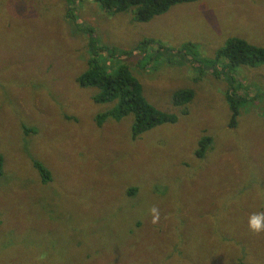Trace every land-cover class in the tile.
Wrapping results in <instances>:
<instances>
[{
    "label": "rangeland",
    "instance_id": "obj_1",
    "mask_svg": "<svg viewBox=\"0 0 264 264\" xmlns=\"http://www.w3.org/2000/svg\"><path fill=\"white\" fill-rule=\"evenodd\" d=\"M74 2L0 0V264H264V233L248 229L264 212V64L229 69L215 59L231 37L264 47V0L176 3L145 22ZM85 29L127 52L119 63L174 123L134 139L131 115L97 123L111 104L77 84ZM185 43L198 53L184 64L158 47ZM229 87L247 100L234 118ZM185 89L189 102L175 106L173 93ZM47 102L63 122L41 117ZM203 137L210 144L198 156ZM34 161L48 169L46 183Z\"/></svg>",
    "mask_w": 264,
    "mask_h": 264
},
{
    "label": "trees",
    "instance_id": "obj_2",
    "mask_svg": "<svg viewBox=\"0 0 264 264\" xmlns=\"http://www.w3.org/2000/svg\"><path fill=\"white\" fill-rule=\"evenodd\" d=\"M68 4H73L75 7V0H67ZM101 7L109 13H116L121 11H131L137 21H149L156 15L163 14L169 10L176 3L193 2L195 0H97ZM73 9L68 8L67 14L73 16ZM45 27V26H44ZM82 34H87L88 60L87 68L76 76L77 84L81 87H91L95 90L90 98L96 104H111L109 108L104 111H97L96 120L98 124L103 121L113 118L121 119L127 115L132 116L131 137L134 139L140 133L148 129L165 123H174L176 116L174 114L166 113L154 107L143 95L142 85L137 77L132 73L127 64L119 63L118 56L127 53L125 50L117 46H110L106 43L99 45L98 38L91 36L93 31L88 29L79 30ZM152 41V40H151ZM144 46V45H143ZM166 51V59L171 60L177 58L178 63L184 64L185 55L193 56L197 52V45L194 43H185L178 50L175 48L165 47L160 44ZM159 49V48H158ZM144 51V50H143ZM145 53V52H144ZM150 58H160V53L156 50L151 53L147 50L146 56ZM220 57L227 59L229 69L239 65L255 66L264 64V47L256 46L248 41L239 38L231 37L227 39L225 45L221 47L215 56L218 60ZM229 85H232L234 78L231 76L227 78ZM30 86V84H29ZM28 86V88H29ZM236 88H228L225 94L226 101L232 112V118L237 114L239 106L247 101L245 97L236 92ZM192 91L189 89L176 90L173 93V104L175 106L184 105L189 102ZM46 101V100H45ZM52 103V102H51ZM47 110L45 114L42 112L41 117L47 121L48 117H52L54 124L62 121V116L55 117L53 114L52 104L47 102ZM185 112V111H184ZM61 115V114H60ZM233 123V122H232ZM24 133L29 130L32 133H39L38 127L35 125L27 128L24 123ZM41 130V129H40ZM199 147L196 155H200L210 144V138L203 137L198 142ZM36 147V144H34ZM1 164V157H0ZM33 166L38 170L41 181L46 183L50 179V173L46 167L37 161H34ZM131 194V192L129 193ZM133 194L129 195L132 196ZM85 194H80L78 198H86ZM120 206H112V209H119ZM110 228L107 227V235L111 237ZM113 242H116L113 238ZM119 244V243H118ZM125 252V250H123Z\"/></svg>",
    "mask_w": 264,
    "mask_h": 264
},
{
    "label": "clouds",
    "instance_id": "obj_3",
    "mask_svg": "<svg viewBox=\"0 0 264 264\" xmlns=\"http://www.w3.org/2000/svg\"><path fill=\"white\" fill-rule=\"evenodd\" d=\"M96 116V114H95ZM94 116V118H95ZM150 215L152 217V223L156 224L160 219V210L157 206H152L149 209ZM248 229L254 235H260L264 233V212L253 213L248 217Z\"/></svg>",
    "mask_w": 264,
    "mask_h": 264
}]
</instances>
